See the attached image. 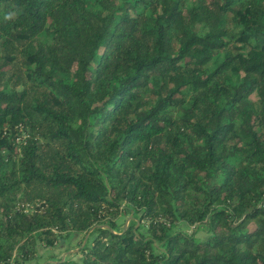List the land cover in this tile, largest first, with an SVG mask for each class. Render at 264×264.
I'll list each match as a JSON object with an SVG mask.
<instances>
[{"label": "trees", "instance_id": "16d2710c", "mask_svg": "<svg viewBox=\"0 0 264 264\" xmlns=\"http://www.w3.org/2000/svg\"><path fill=\"white\" fill-rule=\"evenodd\" d=\"M187 4L0 0V264H264V0Z\"/></svg>", "mask_w": 264, "mask_h": 264}, {"label": "rangeland", "instance_id": "374dc122", "mask_svg": "<svg viewBox=\"0 0 264 264\" xmlns=\"http://www.w3.org/2000/svg\"><path fill=\"white\" fill-rule=\"evenodd\" d=\"M192 0H188L187 7H190ZM180 99V96H177ZM181 98H188V95H183ZM250 100L254 103L257 102V97L253 94L250 96ZM170 110H175V108H170ZM26 132V131H24ZM27 133V132H26ZM20 146V141L18 143V148ZM17 148V149H18ZM18 151L15 150L14 161L18 160ZM22 203L19 197L15 200V204L18 206L24 207L25 212L34 213L38 210H42V203L39 201H35L31 204H19ZM141 213H134L133 210L127 209L125 207L120 208L118 214L112 213L106 217V219L102 220V223H97L95 226L90 228L87 232L78 234V233H70L69 235L62 234L60 235V239L53 246L47 247L44 243H39L37 245V257L35 260L21 263V264H43L45 262H53V261H63V260H72L76 262H80L82 260V250L84 247L91 246L92 241L98 235L96 228L99 229H113L111 231L115 233H119L127 230L131 225L139 228L141 233H144L147 225V221L142 219ZM173 231L181 232L186 235L193 236L196 240L204 241L209 235L206 232V228L204 226L194 225L191 226L187 224L185 221H177L173 225ZM11 264H15L12 262Z\"/></svg>", "mask_w": 264, "mask_h": 264}, {"label": "built area", "instance_id": "2783aa9c", "mask_svg": "<svg viewBox=\"0 0 264 264\" xmlns=\"http://www.w3.org/2000/svg\"><path fill=\"white\" fill-rule=\"evenodd\" d=\"M17 143H19V139H17Z\"/></svg>", "mask_w": 264, "mask_h": 264}]
</instances>
